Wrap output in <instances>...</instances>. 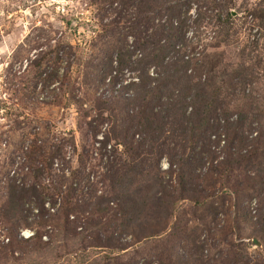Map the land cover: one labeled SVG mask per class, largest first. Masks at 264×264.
Returning a JSON list of instances; mask_svg holds the SVG:
<instances>
[{
    "label": "trees",
    "instance_id": "16d2710c",
    "mask_svg": "<svg viewBox=\"0 0 264 264\" xmlns=\"http://www.w3.org/2000/svg\"><path fill=\"white\" fill-rule=\"evenodd\" d=\"M92 1L112 18L100 25L103 42L84 63V89L91 90L93 98L92 106L82 110L87 122L79 155L81 160H90L94 150L99 153L105 165L98 183L107 186L110 193L97 195L89 180L94 171L74 176L72 172L67 190L58 183L52 194L39 193L34 185L25 187L13 180L0 207V222L7 224L16 243L19 227H29L25 213L36 209V221L43 225L47 216L44 205L56 206L55 195L65 193L58 209L63 221L67 223L76 210L81 215L89 212L106 217L104 228L95 234L96 242L119 251L127 249L120 240L123 234L130 233L137 239L130 230L141 220L148 222L145 237L165 231L174 210L185 201L202 211L203 222H214L228 205L234 226H238L253 202L264 206V145L260 146L261 127L256 125L259 117L252 115V121L244 127L249 112L228 110L230 97L238 90L244 92L253 76L246 69L233 75L228 71L218 76L208 72L196 78L192 68L195 57L186 51L199 37L192 26L199 16L197 1H206L205 7L216 13L217 22L222 17L226 23L232 16L226 6L230 0H211L210 4L209 0ZM34 66L40 67V62L34 60ZM56 72L40 73L47 80L40 79L35 86L44 81L50 85L56 81ZM220 81H226V88L219 86ZM55 83L57 89L66 85L64 81ZM72 101L80 109L85 105L79 94H72ZM39 149L35 145L28 148L26 157L32 160ZM59 150V146L54 149L44 168L57 166L54 162ZM163 160L167 162L165 170L160 169ZM42 167L34 170L36 177L43 174ZM143 173L153 182V188H136L138 181L144 182L140 178ZM208 175L219 181V190L214 188L215 182L210 187L204 184ZM31 204L33 209L28 208ZM151 216L158 225L151 223ZM179 222L178 217L171 224L167 257L161 263L173 264V260L184 264L185 255L179 249L194 243V231L179 226ZM263 227L264 221L258 231L264 242ZM106 228L109 235L102 237ZM39 238L35 232L31 239ZM162 256H158L159 261Z\"/></svg>",
    "mask_w": 264,
    "mask_h": 264
},
{
    "label": "rangeland",
    "instance_id": "374dc122",
    "mask_svg": "<svg viewBox=\"0 0 264 264\" xmlns=\"http://www.w3.org/2000/svg\"><path fill=\"white\" fill-rule=\"evenodd\" d=\"M207 2L210 4L211 0ZM205 3H196L199 16L192 26L199 37L186 50L195 57L194 75L199 78L211 72L218 76L223 71L233 75L250 70L251 84L244 92L238 90L230 97L228 110L249 112L244 127L252 121V115L259 117L256 125L261 127L260 146H263L264 0H230L226 6L232 16L226 23L222 17L217 22L216 13L207 10ZM104 9L92 0H0V207L5 204L7 186L13 180L25 187L34 185L39 193L52 194L58 183L66 191L77 172L94 171L89 178L92 187L97 195L102 192L109 195L108 187L98 183L105 165L100 162L99 153L94 150L91 159L85 161L79 155L85 143L82 134L87 122L82 110L92 106L93 98V92L84 89V63L103 42L100 25L112 18ZM34 60L40 62V67L34 66ZM56 70V81L66 83L63 89H57L56 81L50 85L41 81L35 86L38 80H47L40 73L46 71L48 75ZM219 86L226 88V81H220ZM72 94H79L85 103L81 109L72 101ZM34 145L41 150L31 160L26 153ZM58 146L59 157L54 162L58 167L44 168ZM117 150L121 154L122 148ZM41 167L43 174L36 177L34 170ZM160 167L167 169V162L163 160ZM144 173L140 177L144 182L138 181L136 188L143 185L153 188V182ZM210 176L203 180L207 187L215 182ZM214 188L219 190V181ZM64 194L55 195L56 206L44 205L47 216L43 225L36 221L33 204L29 205L33 209L25 213L29 227H19L16 243L7 231V224L0 222V264H167L161 262L167 257L171 224L178 217L179 226L194 231V243L179 249L185 255L184 264H264V242L258 235L264 221V206L256 202L236 227L232 209L227 211L228 205L214 222H203L200 209L196 210L189 201L181 202L165 231L145 237L148 222L141 220L130 230L137 239L130 237V233L123 234L120 240L127 249L119 251L96 242L95 234L104 228L106 217L89 212L81 215L76 210L67 223L63 221L58 209ZM150 221L158 225L153 216ZM104 231L102 237L109 235L108 228ZM35 232L40 235L39 241L31 239ZM159 255H163L160 261Z\"/></svg>",
    "mask_w": 264,
    "mask_h": 264
}]
</instances>
